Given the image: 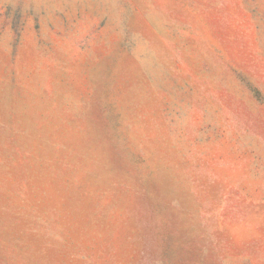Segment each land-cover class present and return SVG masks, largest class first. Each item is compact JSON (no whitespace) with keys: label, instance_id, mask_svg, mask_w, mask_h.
<instances>
[{"label":"rangeland","instance_id":"rangeland-1","mask_svg":"<svg viewBox=\"0 0 264 264\" xmlns=\"http://www.w3.org/2000/svg\"><path fill=\"white\" fill-rule=\"evenodd\" d=\"M0 264H264V0H0Z\"/></svg>","mask_w":264,"mask_h":264}]
</instances>
